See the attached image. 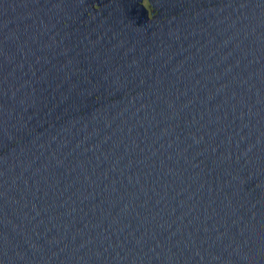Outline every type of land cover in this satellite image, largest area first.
Here are the masks:
<instances>
[{
	"label": "water",
	"instance_id": "95a60500",
	"mask_svg": "<svg viewBox=\"0 0 264 264\" xmlns=\"http://www.w3.org/2000/svg\"><path fill=\"white\" fill-rule=\"evenodd\" d=\"M0 264H264V0H0Z\"/></svg>",
	"mask_w": 264,
	"mask_h": 264
}]
</instances>
